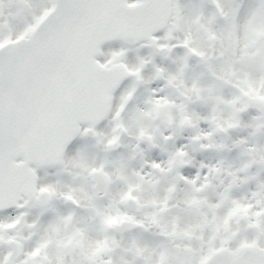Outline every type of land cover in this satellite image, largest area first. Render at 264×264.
Listing matches in <instances>:
<instances>
[{
	"label": "snow or ice",
	"instance_id": "snow-or-ice-1",
	"mask_svg": "<svg viewBox=\"0 0 264 264\" xmlns=\"http://www.w3.org/2000/svg\"><path fill=\"white\" fill-rule=\"evenodd\" d=\"M187 6L182 0H0V208L40 210L31 219L27 211L0 219V250L6 249L0 251V264H264V180L257 174L251 196L241 200L232 196L239 179L235 172L223 187L212 183L220 171L215 165H201L209 168L203 175L181 174L179 165L187 162L182 147L170 153L163 166L151 162L154 172L147 179L138 170L129 172L122 162L93 164L79 154L64 159L77 134L97 136L105 152L118 146L129 131L123 113L135 85L147 82L143 69L149 63L151 78L164 81L161 89H175L180 102L152 89L146 107L137 108L133 117L138 139L153 141L156 132L144 122L171 120L173 110L178 126L197 129L193 140L208 139L201 147L216 146L213 132L240 125V113L250 108L256 113L244 126L252 128V136L264 135V0L228 5L224 0H190V13L185 14ZM177 32L183 37H176ZM114 40L142 41L140 46L151 51L128 63L127 48L103 49ZM175 48L183 49L173 57L175 71L155 63L156 54L167 57ZM193 58L213 77L212 83L184 80ZM126 78L133 85L117 96ZM226 85L234 89L229 97L218 90ZM194 100L210 102L209 112L189 111ZM221 106L226 110L223 121L217 118ZM106 117L113 122L111 134L95 128ZM201 119L208 121L209 130L199 128ZM245 151L250 157L245 170L253 163L258 171L264 169V146ZM69 164L83 180L77 188L61 190L57 182H38V168L61 165L71 170ZM173 169L174 180L161 187L158 177ZM89 179L94 181L91 188L86 187ZM117 182L123 187L113 191ZM180 182L191 188L182 196ZM209 192L215 202L208 199ZM98 193L108 203L100 202ZM58 198L73 207L57 212L52 201ZM122 202L128 203L121 208ZM129 206L142 215H128ZM80 207L89 210L98 235L92 236L77 218ZM49 210L54 215L42 223L41 216ZM240 210L247 214L236 217ZM229 223L233 234L219 236L218 230ZM124 227H157L163 238L151 246L135 239L121 245L114 233ZM20 228L28 229L27 237L18 238ZM196 229L201 234L195 242L183 249L168 246L170 238L190 240ZM26 239H32L30 246H25ZM65 240H74L81 251H67ZM121 247L130 259L117 251ZM52 249L55 255L50 257Z\"/></svg>",
	"mask_w": 264,
	"mask_h": 264
},
{
	"label": "flooded vegetation",
	"instance_id": "flooded-vegetation-1",
	"mask_svg": "<svg viewBox=\"0 0 264 264\" xmlns=\"http://www.w3.org/2000/svg\"><path fill=\"white\" fill-rule=\"evenodd\" d=\"M233 4L234 0H224L226 4ZM249 2V0H245ZM182 3L188 5L185 7V14L190 13V0H182ZM13 24L16 21H12ZM223 24V21H220ZM163 30H161L162 33ZM161 33H157L160 35ZM176 37H183V32L175 33ZM170 43L173 41H169ZM139 43L133 47H125L128 49L126 54V60L128 63H136L138 55H147L151 50L147 46H140ZM124 47L119 44H113L103 47L105 51L109 48ZM183 53L182 48H175L172 50L169 56L163 57L160 54L154 56V61L158 65H163L169 71L176 70V62L173 57L181 55ZM190 67L184 72V80L187 83H191L193 80L198 79L202 85H209L213 81V77L207 73L202 66L197 62L195 58L189 61ZM219 71V68H217ZM153 66L151 63L146 65L143 69L144 80L147 82H140L135 85V92L132 99L127 105V110L123 113V119L126 122L129 131L121 135L120 142L118 146L114 147L111 151L105 152L103 150L102 144L97 142L98 137L92 133L78 134L76 139L67 149L64 159L68 161L69 157L79 154L89 163L98 164L101 160H106L109 162V166L114 163L122 162L129 172L140 171L145 174V179L153 175L154 170L151 169V162L162 161L164 158H169L170 153H174L177 148L182 147L184 150L183 160L187 161L179 165L178 171L184 176L191 177L195 175L198 171L203 175V173L208 172V167H202L201 165H215L220 171H218L212 179V183L218 187H223L227 184L230 179V173L235 172V175L239 178L236 184L232 188V196L239 198L241 200H248L251 196V189L255 188L256 176L259 179L264 180V169L258 171L256 164H251L247 170L243 168L246 161L250 159L249 155L245 149H255L260 146H264V135L252 136L251 127H245L243 122L249 121L256 113L255 108H250L247 112L240 113L241 124L225 131H216L212 134V140L216 146L214 147H201V144L209 143L207 138L201 137L198 141L192 139L196 136L197 129L191 126H178L176 121L178 117L173 114L171 115V120L169 118L155 117L151 120H146L144 123L147 127L154 129L156 132L155 139L149 142L146 139H138L135 134L136 122L133 119L137 108H145V100L150 95H153L152 89H157L158 91L155 95L163 96L168 94L169 96L176 97L177 103L180 102L178 94L175 89L165 88L161 89V85L164 84L162 79H152ZM203 73V75H202ZM133 85L131 79H124L120 88L117 89V96L121 89L130 88ZM224 97H229L232 95L234 89L230 86H224L218 89ZM115 102V101H114ZM210 102H204L201 100H194L188 105V109L191 112L197 114H206L210 110ZM226 116V110L223 106L218 109L217 118L223 121ZM83 127V125H82ZM113 127V122L109 117L100 120L95 128L97 132H102L105 134H111ZM199 128L203 130H209V123L206 120H199ZM243 140L244 143L237 146L234 141ZM163 166V163H162ZM71 169V165L67 166ZM76 169L66 170L63 166L58 165L57 167H50L48 169L39 170L37 173L39 176V183L57 182L61 190L66 189L68 186L77 188L83 183V180L79 176H75L74 173ZM175 169L170 170L169 173L163 177H158V182L161 187L166 186L172 182L175 178ZM247 177V179H245ZM94 185V181L89 179L87 181L86 187L91 188ZM123 187L119 182L113 185V191H119ZM191 190L190 185L180 182L178 187V194L184 195L186 192ZM135 191V190H134ZM101 197L100 202L108 203L107 200L103 199V193H98ZM208 199L215 202L216 196L214 193H207ZM139 198V197H138ZM128 202H122L121 208L125 206ZM52 207L57 212H67L70 207H73L70 203L65 202L62 198H58L52 201ZM176 209L173 207L172 211ZM19 211H27L29 214V219L36 216L39 213V208H27L18 209L16 207H10V209L0 212V219H6L9 217H14ZM128 215L140 216L142 213L135 207L129 206L127 208ZM247 214V210L238 211L235 216L242 217ZM54 215L52 210H49L41 216L42 223H47L49 218ZM89 210L87 208H76V216L82 223L89 226V231L92 236L98 235L97 225L94 221L89 219ZM264 215V213H261ZM219 236L229 237L233 234L232 224L229 223L219 230ZM159 228H149L148 230L136 228V227H124L121 230L115 231L114 238L120 241L121 245H125L128 241L135 239L142 244L156 245L162 240V235L158 234ZM27 228H20L18 238L28 236ZM201 234L200 229H196L190 240H180L169 239L168 246L171 248H180L186 244L195 242ZM219 238V237H218ZM25 246H30L32 244V239H26L23 241ZM64 248L69 252H79L80 247L76 245L74 240H65ZM6 249L0 250L4 251ZM117 251L122 255V257L127 260L130 259V255L126 253L123 247L117 249ZM55 255V249L50 250L49 256ZM23 257V252L17 257L21 259Z\"/></svg>",
	"mask_w": 264,
	"mask_h": 264
},
{
	"label": "water",
	"instance_id": "water-1",
	"mask_svg": "<svg viewBox=\"0 0 264 264\" xmlns=\"http://www.w3.org/2000/svg\"><path fill=\"white\" fill-rule=\"evenodd\" d=\"M214 2V1H213ZM139 43H142V41H135V42H123V41H119V40H114V41H108V42H105V44L102 45V47L104 46H108V45H113V44H119L121 46H124V47H133ZM78 136V134L71 140V142L67 145V148L65 149V153H66V150L68 149V147L72 144V142L76 139V137ZM64 153V155H65ZM58 165H46V166H43V167H40L38 168L39 170H44V169H48L50 167H57ZM10 209V207H3V208H0V211H5V210H8Z\"/></svg>",
	"mask_w": 264,
	"mask_h": 264
},
{
	"label": "clouds",
	"instance_id": "clouds-1",
	"mask_svg": "<svg viewBox=\"0 0 264 264\" xmlns=\"http://www.w3.org/2000/svg\"><path fill=\"white\" fill-rule=\"evenodd\" d=\"M166 161H167V158H164V159H162V163H166Z\"/></svg>",
	"mask_w": 264,
	"mask_h": 264
},
{
	"label": "rangeland",
	"instance_id": "rangeland-1",
	"mask_svg": "<svg viewBox=\"0 0 264 264\" xmlns=\"http://www.w3.org/2000/svg\"><path fill=\"white\" fill-rule=\"evenodd\" d=\"M225 1H226V0H225ZM226 5H228L227 2H226Z\"/></svg>",
	"mask_w": 264,
	"mask_h": 264
}]
</instances>
